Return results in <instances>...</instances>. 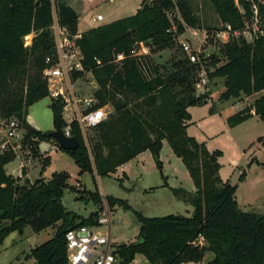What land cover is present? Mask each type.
Wrapping results in <instances>:
<instances>
[{
  "label": "trees",
  "instance_id": "1",
  "mask_svg": "<svg viewBox=\"0 0 264 264\" xmlns=\"http://www.w3.org/2000/svg\"><path fill=\"white\" fill-rule=\"evenodd\" d=\"M210 1L221 25H242L235 0ZM175 8L181 19L170 18ZM55 18L72 35L78 34L79 14L67 0H0V115L21 118L30 135L39 140L34 143L35 148L53 139L50 132L45 133L30 122L31 106L50 97L54 128L66 126L65 102L61 97H52L49 81L43 75L51 66L46 58H57L52 33ZM184 24L201 29L188 0H153L130 17L82 34L78 45L84 71L91 72L96 79V108L112 105L114 111L95 128L89 146L78 124L73 123L72 136L79 141V147L65 152L80 168L81 175L96 172L103 178L117 173L118 168L145 151L159 158L163 142L167 141L187 168L195 193L172 190L193 206L192 215L149 218L136 212L140 225L138 241L117 248L124 264L133 261L137 254H142L149 264L202 262L207 252L213 254L208 264H264V215L240 209L237 186L219 177L222 152H210L187 133L192 120L188 109L207 103L194 90L195 66L183 53L171 67H161L149 56L133 55L138 42L149 45L151 54L178 46L176 37L185 32ZM173 25L176 32L169 31ZM31 35V46L26 47L25 39ZM222 47V65L209 74L210 80L224 79L225 90L220 100L226 102L242 94L250 97L263 92L264 41H231ZM120 54L125 58L116 62ZM254 115L264 120V94L230 116L228 124L234 128ZM39 157L40 177L34 183L28 179L22 183L6 171L15 156L0 154V244L15 231L23 233L27 226L40 233L60 224L52 238L33 248L28 256L36 264H66V232L92 225L99 211L85 218L67 211L62 197L66 189H74L69 183L70 175L54 173L46 179L43 175L51 161L40 153ZM161 163L157 162L159 168ZM244 179L242 173L240 181ZM93 198L101 204L100 192L96 191ZM107 200L111 207L116 203L111 197ZM200 238L202 243L193 244Z\"/></svg>",
  "mask_w": 264,
  "mask_h": 264
},
{
  "label": "rangeland",
  "instance_id": "2",
  "mask_svg": "<svg viewBox=\"0 0 264 264\" xmlns=\"http://www.w3.org/2000/svg\"><path fill=\"white\" fill-rule=\"evenodd\" d=\"M93 4L89 12L78 24V33L86 32L87 27L95 21L97 15H102L104 21L96 22L95 27L108 24L122 18L132 16L140 10L147 2L142 0H86ZM175 3L178 0H174ZM152 2V1H151ZM151 2L149 4H151ZM194 14L200 20L201 29L196 34L190 35V29L184 24L185 32L176 37V42L185 41L186 38L194 47L200 48L204 55H210L208 62L213 69L222 65L223 45L207 41L201 42L203 30H212L221 26L218 14L210 0H188ZM87 6H84L86 9ZM95 13V14H94ZM93 15H95L93 17ZM181 19L178 8L169 14ZM188 31H187V30ZM197 30V29H195ZM80 31V32H79ZM69 36V34H67ZM72 35V34H71ZM33 35L25 39V45L29 46ZM185 54L179 45L164 51L152 53L155 64L163 67H171L174 61L181 59ZM218 60L216 64L214 61ZM74 62L77 63L76 58ZM72 79L75 83V92L82 97H91L97 90V83L91 72L84 71L83 65L74 67ZM52 97H61L65 102L64 115L69 118L71 109L68 107L67 97L69 96L66 82L60 78L48 80ZM96 85V86H95ZM224 79L215 78L210 82L211 101L205 105L190 107L188 111L192 114L191 124L187 133L194 137L199 143L204 144L210 152L220 151L219 177L223 182H229L237 186L236 198L239 207L244 212H255L264 215V120L259 116H253L249 120L232 128L228 124V118L239 109L251 106L261 93L253 94L250 97L242 94L239 98L229 101L220 100L224 92ZM51 98L48 97L29 108V115L38 125L41 131L48 133L54 128L53 113L50 108ZM107 112L114 111L112 105L105 106ZM211 109L214 112H211ZM240 111V110H239ZM71 117V116H70ZM87 144L90 145L95 135V128L86 132ZM41 150L51 161L50 167L43 177L49 179L54 173H68L69 183L73 190L66 189L62 197V203L67 211L82 217L98 212L102 204L94 202V193L100 192L103 199L111 197L116 203L111 207L112 228L110 236L113 247L123 244L130 245L139 239L140 225L136 218V212L149 218H161L171 215H182L190 217L193 213V206L181 198H178L172 189H183L189 193H195L194 183L187 168L173 153L170 145L165 142L159 160L162 168L157 165V159L150 151H145L137 158L121 166L117 173L107 177H99L96 172L92 174H80V168L75 161L62 149L56 141L42 142ZM53 147V148H52ZM19 159L6 166V171L11 175L13 170H19ZM41 164L28 169V180L34 183L40 177ZM246 176L240 181L241 173ZM21 181H25L24 179ZM167 183V185H165ZM130 207L126 210L121 203ZM49 228L46 231L36 233L30 226H27L23 233L15 231L11 233L2 244H0V264H36V261L29 257L30 251L54 235L57 227ZM103 235H108L107 227H100ZM203 242V240L195 241ZM213 258L211 252H207L202 262H189L184 264H208ZM135 260L141 264H149L142 255L137 254Z\"/></svg>",
  "mask_w": 264,
  "mask_h": 264
},
{
  "label": "built area",
  "instance_id": "3",
  "mask_svg": "<svg viewBox=\"0 0 264 264\" xmlns=\"http://www.w3.org/2000/svg\"><path fill=\"white\" fill-rule=\"evenodd\" d=\"M235 5L240 13L242 25L234 27L229 23H225L212 30H203L201 42L213 41L225 45L231 41L246 42L248 44L260 40L264 41V0H235ZM103 19L102 15H97L95 21L101 22ZM188 28L191 32L190 35L199 31L198 29L195 30V28ZM169 31L176 32V26L173 25ZM52 33L57 58L53 59L50 56L46 58V63L51 66L44 70L43 75L48 80L60 78L66 82L69 93L67 101L71 112L69 118L64 116L66 126L61 128V130L66 137H73L72 124L77 123L87 144V130L98 127L108 119L112 111L107 112L105 107L96 108L98 100L94 94L91 97H82L75 92V83L72 80V75L75 66H82L83 57L78 45V40L81 39L82 35L79 33L71 35L69 29L61 26L56 18L52 26ZM179 40L180 49L185 53L188 62L196 68V82L194 84L196 95L204 96L205 101L210 102L211 80L209 74L215 70L209 66L210 55H204L205 53L200 48L194 47L186 36L185 41ZM29 46H31V41ZM133 55L138 57L150 56L151 48L145 42H138L133 49ZM75 58L77 63L74 62ZM124 58V54H120L115 61L119 62ZM98 64H100V61H98ZM38 141L37 137L30 135L21 118L16 116L3 118L0 115V154H12L15 159L20 161L19 170H13L11 173L14 178L25 179V171L34 168L37 164H41L39 153L40 155H45V153L41 150V143L38 148H35L34 143ZM101 197L102 206L95 222L92 225L75 227L66 232V264H124L117 254L118 246L113 247V241L110 236L113 224V210L107 198L105 200L103 199L104 196L101 195ZM100 227H107L108 235H103L100 232ZM199 240L203 239L200 238ZM128 264L141 263L134 259Z\"/></svg>",
  "mask_w": 264,
  "mask_h": 264
},
{
  "label": "crops",
  "instance_id": "4",
  "mask_svg": "<svg viewBox=\"0 0 264 264\" xmlns=\"http://www.w3.org/2000/svg\"><path fill=\"white\" fill-rule=\"evenodd\" d=\"M112 0H108V3H106V4H109L110 2H111ZM89 1H86V0H67V3L70 5V6H72L76 11H77V13L79 14V22L83 19V17H85L89 12H91V11H94V10H90L89 8H91V6H93V4H90V3H88ZM141 2H142V0H140V4H139V8L141 7ZM84 6H87V8L86 9H84ZM138 11V10H137ZM137 11L134 13V14H136L137 13ZM95 14V13H94ZM133 14V15H134ZM95 15H93V17H94ZM103 21H104V19H103ZM79 22H78V24H79ZM102 22V21H101ZM114 22V21H113ZM110 23H112V22H110ZM95 24H96V22L94 21L92 24H90L88 27H87V29L85 30V31H87V30H89V29H92V28H94L95 27ZM80 32V31H79ZM31 42H32V39H31ZM239 110H241V109H239ZM239 110H237V112L239 111ZM236 113V112H235ZM191 114V113H190ZM234 115V114H233ZM191 116H192V114H191ZM232 116V115H231ZM29 120H30V122L35 126V127H37L39 130H41L39 127H38V125L34 122V120L32 119V117L29 115ZM165 142H167V141H164L163 142V145H164V143ZM179 159V158H178ZM124 169H125V166H122ZM28 172V171H27ZM245 172V171H244ZM8 173V172H7ZM29 173V172H28ZM28 173H26V175H25V179L24 180H26L27 178H28ZM243 173V172H242ZM245 176H246V172H245ZM30 181V180H29ZM213 259V258H212Z\"/></svg>",
  "mask_w": 264,
  "mask_h": 264
},
{
  "label": "water",
  "instance_id": "5",
  "mask_svg": "<svg viewBox=\"0 0 264 264\" xmlns=\"http://www.w3.org/2000/svg\"><path fill=\"white\" fill-rule=\"evenodd\" d=\"M153 0H147L145 6L149 5V3ZM50 137L57 142L59 148L64 151H74L79 147V141L75 137H66L62 132L61 128H56L52 132H50ZM157 162H159V158H156ZM24 188H28L24 185Z\"/></svg>",
  "mask_w": 264,
  "mask_h": 264
}]
</instances>
